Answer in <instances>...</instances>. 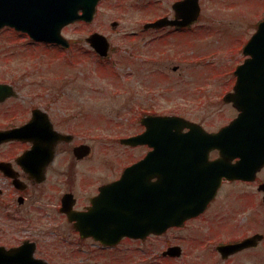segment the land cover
Listing matches in <instances>:
<instances>
[{
	"label": "flooded vegetation",
	"instance_id": "flooded-vegetation-1",
	"mask_svg": "<svg viewBox=\"0 0 264 264\" xmlns=\"http://www.w3.org/2000/svg\"><path fill=\"white\" fill-rule=\"evenodd\" d=\"M181 1L184 0H136L143 17L138 24L139 29L132 34L140 35L145 43L152 44H166L171 38L183 40L181 44L200 43L214 33L218 39L233 41L232 46L239 42L237 48H224V66L217 69L215 74L222 84L219 96L228 112V120L221 123L218 129L240 113L237 106L225 100L228 94H234L238 106L247 104L251 98L264 96V93L261 95L264 92V70L238 69L248 58L244 54L246 42L264 20L263 14L259 16L264 11V0H259L261 4L256 9L249 6L254 0H186L178 6ZM165 17L173 23L170 25L166 22V25L159 27L150 25ZM16 33L27 38L30 44L36 47L45 45L52 51L49 62H46L47 54H44L45 58L39 64L35 62L39 57L37 54L29 55L31 63L29 69L24 70V77L29 76V83L38 88L20 100L17 99L20 86L15 81L14 56L9 54L11 51H5L1 57L0 219L33 220L39 230L6 232L8 228H0V247L4 251L19 247L11 254L24 264H58L57 257L64 256H58L62 246L57 236L61 232H41L46 222L52 221L60 227L65 222L74 240L79 245L87 246V250H80L89 254L90 264H120L124 252L133 251L137 257L135 263H146L160 257L164 264H264V165L254 171L250 167L243 169L238 166V157L228 160L229 164L237 168L236 175L224 176L221 173L215 178L217 182L212 176L197 191L192 185L185 190L190 196L216 186L214 196L205 208L183 223L185 226L201 220L204 225L201 232L200 229L195 232H148L136 237L122 236L114 244L102 242L97 235L81 236L80 228L85 223L71 221L65 208L75 212L91 209L94 219L103 218L114 207L96 203L95 199L99 196L101 186L118 178L125 167L141 161L137 176L148 182L162 183L153 192L146 189L148 196L160 200L169 196L171 191L175 194L170 189V181H175V169L179 163L184 161L186 178L197 184L203 181L205 175L202 174L199 179L201 173L188 172L193 167L207 163V158L193 156L194 153L202 154L195 150H189V156L183 160L175 157V149L151 151L147 144L123 145L121 171L113 176H105L104 168L97 172L96 169L101 167L93 154L79 159L73 153L74 147L84 140V136L81 137L80 132V105L70 91L73 76L68 77L63 70V47L33 40L22 32ZM58 52L60 54L56 56ZM35 75L39 79H35ZM202 89L199 86V92ZM148 114L161 113H141L136 118V129L126 137L145 131L142 118ZM181 116L202 124L191 116ZM223 151L210 150L208 161L219 158ZM149 153L152 155L145 159ZM86 158L91 162L88 177H79L80 163ZM106 159L101 161L103 167L110 168L111 161ZM92 225L106 226L103 221H93ZM49 233L54 234L50 243ZM49 247L51 251L57 252V257L52 253L49 255ZM1 254L0 258H3ZM51 255L53 258L49 261Z\"/></svg>",
	"mask_w": 264,
	"mask_h": 264
},
{
	"label": "rangeland",
	"instance_id": "rangeland-1",
	"mask_svg": "<svg viewBox=\"0 0 264 264\" xmlns=\"http://www.w3.org/2000/svg\"><path fill=\"white\" fill-rule=\"evenodd\" d=\"M260 4L259 0H254L249 6L256 9ZM138 10L136 0H100L91 22H76L63 30L71 42L69 50L62 52L63 70L68 77L73 76L70 91L74 100L79 102L80 124L83 125H80V132L84 140L79 142L91 146V154L98 159L101 167L96 171L101 172L104 168L105 176H113L120 171L124 162L121 156L124 146L119 143V138L136 129V118L143 112L191 116L209 130L228 120L226 106L219 96L222 84L215 74L224 66V48H237L239 42L232 46L233 41L218 39L214 33L200 43L181 44L183 40L174 38L166 44L145 43L140 35L132 34L139 29L138 24L142 21L143 16ZM257 14L256 18L264 15V11L259 16ZM112 21L117 22L114 28ZM94 31L104 34L110 42L105 58L98 57L85 41V37ZM5 51H11L9 54L14 56L15 81L20 86L17 99H25L38 88L29 83V76L24 77V70L31 63L29 55L37 54L39 59L35 62L39 64L47 54L45 59L49 62L52 50L45 45L36 47L22 35L4 28L0 31L1 64ZM58 54L60 52L56 56ZM174 66L177 68L173 69ZM34 77L39 79L37 75ZM199 86H202V92H199ZM103 159L111 161L110 168L103 167ZM90 164L89 158L80 163L79 177H88ZM2 227L8 228L6 232H24L23 229L39 232L33 220L0 219ZM41 229V232H61L57 236L62 246L58 256H64L57 257V252L49 247V255L54 254L58 264H90L89 254L80 250H87V246L74 240L65 222L60 227L47 221ZM196 229H200L199 232L204 229L201 220L166 232H195ZM53 236L49 233V243ZM52 258L53 255L48 260ZM136 258L135 251L124 252L121 257L123 263L120 264L165 263L160 257L146 263H135Z\"/></svg>",
	"mask_w": 264,
	"mask_h": 264
},
{
	"label": "water",
	"instance_id": "water-1",
	"mask_svg": "<svg viewBox=\"0 0 264 264\" xmlns=\"http://www.w3.org/2000/svg\"><path fill=\"white\" fill-rule=\"evenodd\" d=\"M185 1L177 5L181 6ZM97 2L98 0H0V28L5 25L13 26L35 39L68 46V42L60 34V29L75 20L91 21ZM163 20L157 21L154 25L161 24ZM86 40L100 55L107 54L109 45L105 36L94 32ZM244 52L249 53L251 57L240 66L241 69L264 70V20L245 46ZM230 99H233L235 104L234 97L230 96ZM256 101H259V104L251 99L248 106L247 104L239 106L241 113L238 117L217 132H207L199 124L178 116H149L143 120L148 128L145 133L120 141L131 145L146 142L155 148L158 144L160 148H164L163 145L169 142L171 144L169 148L179 150L192 148L207 151L213 148L224 150L219 159L206 164L199 178H202V174L205 175L203 185L202 181L192 185L197 189L207 184L210 181L209 177L214 176V179L217 175L219 177L225 161L234 156L240 157L241 166L250 167L252 170L264 164V99ZM185 126L190 128L188 133L181 132ZM152 132L156 134V139L152 138ZM238 133L244 136L231 137L240 135ZM89 151L90 147L86 144L74 149L78 157L88 154ZM202 157L205 159L206 153ZM139 167L140 162L129 166L119 179L102 187L98 201L114 205L115 209L111 216L109 214L106 216V221L111 222V226L106 232H100L101 237L102 232L110 240L121 235L162 232L169 226L179 225L184 219L203 209L216 187L213 185L212 189L210 187L202 189L192 196L186 192L183 198L170 204L160 203L159 209V204L155 203L151 196L148 198L142 193L143 183L139 182V179L128 178V175L138 171ZM231 171L225 170L223 174L227 176L235 174ZM185 178L184 181L187 183ZM215 181L217 182V179ZM183 187L189 189V185ZM125 207L127 211L120 210ZM74 217L86 221L90 219L88 211ZM81 233L83 235L94 233V228L85 227ZM0 251L3 256L0 258V264H24L3 249L0 248Z\"/></svg>",
	"mask_w": 264,
	"mask_h": 264
}]
</instances>
